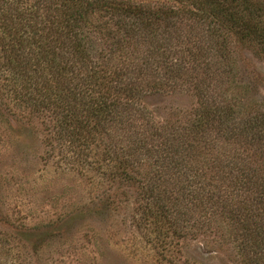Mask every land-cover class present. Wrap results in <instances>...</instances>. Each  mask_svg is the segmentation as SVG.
I'll list each match as a JSON object with an SVG mask.
<instances>
[{"label":"trees","instance_id":"1","mask_svg":"<svg viewBox=\"0 0 264 264\" xmlns=\"http://www.w3.org/2000/svg\"><path fill=\"white\" fill-rule=\"evenodd\" d=\"M238 47L264 60V0H0V116L41 118V158L92 184L65 235L132 196L155 264H188L187 239L264 264L263 85ZM177 94L195 106L144 104Z\"/></svg>","mask_w":264,"mask_h":264},{"label":"rangeland","instance_id":"2","mask_svg":"<svg viewBox=\"0 0 264 264\" xmlns=\"http://www.w3.org/2000/svg\"><path fill=\"white\" fill-rule=\"evenodd\" d=\"M237 49L236 58L258 75L264 95V60ZM195 103L187 94L155 95L144 102L161 120ZM43 129L35 116H0V264H155L153 249L132 224V196L118 213L86 215L75 232L65 235L62 219L89 203L92 184L41 158ZM180 248L188 264L238 260L231 247L219 249L201 240H184Z\"/></svg>","mask_w":264,"mask_h":264}]
</instances>
